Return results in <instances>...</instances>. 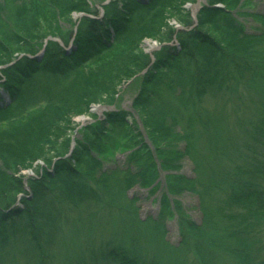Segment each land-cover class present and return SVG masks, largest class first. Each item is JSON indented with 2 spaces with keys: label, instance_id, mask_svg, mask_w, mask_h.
Returning a JSON list of instances; mask_svg holds the SVG:
<instances>
[{
  "label": "trees",
  "instance_id": "obj_1",
  "mask_svg": "<svg viewBox=\"0 0 264 264\" xmlns=\"http://www.w3.org/2000/svg\"><path fill=\"white\" fill-rule=\"evenodd\" d=\"M207 2L197 26L178 37L179 48L157 54L132 102L154 154L119 111L106 113L103 127H86L90 139L70 154L65 146L52 159L51 137L113 94L132 67L148 66L137 55L143 41L154 40L185 0H114L101 17L86 0L0 1V56H9L6 43L23 54L0 70V264H54L59 255H67L63 264H186L191 256L194 264H256L251 250H264V17L259 35H248L230 12L238 0ZM72 13L92 18L76 23ZM42 24L57 41L46 38L34 51ZM172 30L167 26L162 44ZM122 143L134 146L126 168L104 171L101 146ZM156 155L168 173L167 196L193 192L201 203L202 225L181 220L178 247L127 198L154 183ZM186 157L195 180L175 174ZM38 160L46 168L27 180V193L19 173Z\"/></svg>",
  "mask_w": 264,
  "mask_h": 264
},
{
  "label": "rangeland",
  "instance_id": "obj_2",
  "mask_svg": "<svg viewBox=\"0 0 264 264\" xmlns=\"http://www.w3.org/2000/svg\"><path fill=\"white\" fill-rule=\"evenodd\" d=\"M1 1V0H0ZM34 1H43V0H34ZM88 4L90 5L91 10L95 13L97 17L101 16L100 8H102L103 4L107 2L108 0H86ZM114 0H109V2ZM199 2L201 7H207L203 6L205 3H208L207 0H185V3L180 5L179 12H174L171 14L170 12L166 15V26L164 29L159 30V32L156 33L155 39L156 41L152 40H146L143 43V46L141 49L140 54L137 55H145V51H147L150 47H153V50H155V44L160 43L161 46L159 47V51L154 55V58L157 56L159 52H162L165 48L170 46V41L175 38L177 41L180 34L183 32V29L190 30L192 28H195L197 26V20H198V6L194 5L195 2ZM239 3L234 11H230L233 16H235L238 20V22L244 27L245 33L248 35H259L261 26L259 23H257V20L260 19V17H264V0H238ZM190 6H189V5ZM215 8H223L221 4L214 6ZM196 9V11H195ZM200 10V9H199ZM196 12V13H195ZM78 14L72 13L71 19L72 22H75V18ZM46 24H42L41 26L37 27L35 31V36L37 37L36 40L33 42L31 41L32 50L35 51V49L40 48L41 44L46 40V38H51L52 42H56L57 39L53 36H49L48 32L44 28ZM70 24H59L61 27V30L63 32L67 31ZM167 26H171L173 28L172 35L170 37V40L167 42H164L162 44V36L166 35L167 32ZM41 28V30H40ZM33 37V35H32ZM157 42V43H156ZM9 46V56H0L3 63L0 65V70L8 66L14 61H16L18 58H22V53H16V45L6 43V47ZM159 46V45H157ZM21 48L18 47V50ZM42 49V47H41ZM17 57V59H16ZM149 64V63H148ZM151 67V65H150ZM149 68V65L141 70H137L138 68L132 67L133 74H129V78L123 79L121 82L117 84L115 87L113 94L109 96L102 97V103L96 104L97 106H90L88 109V112L84 115L71 117V120H68L66 123L63 124V126L60 127V130L57 133L56 137H51L50 144L48 145V154L47 156L49 158H52L56 152H59L64 149L65 146L68 147V153H71V151L76 147V143H80L82 141H87L85 138L88 137L89 134L85 132V128L88 125H93L90 128L96 129V127H103L105 125V116L101 117V115L106 113H112V112H119L123 111L126 112L128 115H130V118L132 119L134 125L138 128L139 132L142 135V138L144 140V143L147 144L149 147V150H151L152 154H154L153 148L150 146V144L147 141V135L142 127L143 122L141 116L138 114L136 110H134L132 106V102L137 96L139 92V88L142 84L143 79V72ZM2 96L5 97V95L2 93ZM220 100L224 103L225 96L219 95ZM255 105V104H253ZM252 105V107H253ZM98 106L104 107V111H98ZM213 106V105H212ZM251 106V104L248 105V107ZM213 108V107H212ZM110 110V111H109ZM249 114V111H248ZM92 118V119H91ZM82 119H87L85 121H82ZM91 119V120H90ZM240 147L241 144L239 143ZM178 148L180 150L183 149L184 144L179 142L177 144ZM109 146H101L102 151H106L103 153H100L101 158V168L104 171H109L117 168L119 170V167L122 169L126 168V162L127 158L131 156V152L134 146L131 143H122V144H115L113 148H108ZM239 147V148H240ZM138 148V146H137ZM63 155V158H67L69 154ZM143 152H141L142 154ZM96 154H94L95 156ZM53 159V158H52ZM154 168H155V181L149 188H141L139 186H136L129 190L127 193V198L132 201L136 200V207H138V216L142 220L146 219H152L157 220L160 224L163 225V228L165 229V235L164 240L169 243L170 246L178 247L181 242V235H180V229H181V220H188L196 225H200L203 221V215L201 211V203L199 202L198 197L193 194V192H185L180 195H171L167 196L165 193L166 190V184L168 183V177L167 172H164L160 168V160L158 159L157 155L154 158ZM239 163V161H237ZM181 166L178 168V170L175 172L176 175L179 177H183L185 180H195V173L192 162L189 158H184L180 162ZM50 167V166H48ZM46 168L45 163L41 160L35 161L31 168L25 169L19 173L21 177L24 178V181H27L28 179L37 178L38 174L41 175L43 170ZM50 170V169H49ZM0 171L5 172V167L0 163ZM51 171V170H50ZM147 175L150 177L151 172L147 171ZM28 177V178H27ZM27 179V180H26ZM155 186V187H154ZM154 187V188H153ZM24 188L28 191V188ZM29 193V191L27 192ZM20 198V197H19ZM167 198L168 202L161 205V201L163 199ZM262 245L264 246V242H262ZM47 250V249H46ZM68 250L71 252L74 251L75 254H82L86 249H48L49 254L51 255L50 251L53 255H56L58 253L61 254H67ZM264 250L260 249L259 246H255L254 249L251 250V256L255 258L256 264H259L262 259H264ZM263 253V254H262ZM261 255V256H260ZM67 255L64 256H57L54 259V264H63L65 261ZM192 256L186 260V264H194L193 260L191 259ZM80 264H84L81 262Z\"/></svg>",
  "mask_w": 264,
  "mask_h": 264
},
{
  "label": "bare ground",
  "instance_id": "obj_3",
  "mask_svg": "<svg viewBox=\"0 0 264 264\" xmlns=\"http://www.w3.org/2000/svg\"><path fill=\"white\" fill-rule=\"evenodd\" d=\"M106 3V2H105ZM105 3L103 4V5H105ZM203 6H206V4H204ZM199 7H201V6H199ZM77 14V13H76ZM84 16H86V17H90V18H92V16L91 15H85V14H83V13H79L77 16H76V20H75V22L77 23V21H79L82 17H84ZM160 46H155V50L154 51H152L153 50V47H150L147 51H145V55L148 57V59H149V68H147L144 72H143V74L145 75L147 72H148V70L150 69V65H152L153 63H154V61H155V58H154V55L159 51V48ZM143 50V49H142ZM143 75V76H144ZM82 121H83V119H82ZM28 178V177H27ZM202 225V223L200 224V225H198V226H201Z\"/></svg>",
  "mask_w": 264,
  "mask_h": 264
}]
</instances>
